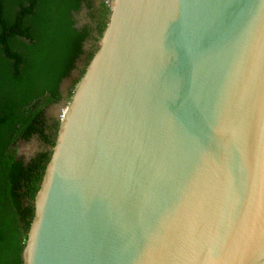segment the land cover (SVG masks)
Listing matches in <instances>:
<instances>
[{
    "label": "water",
    "instance_id": "obj_1",
    "mask_svg": "<svg viewBox=\"0 0 264 264\" xmlns=\"http://www.w3.org/2000/svg\"><path fill=\"white\" fill-rule=\"evenodd\" d=\"M108 7L22 264H264V0Z\"/></svg>",
    "mask_w": 264,
    "mask_h": 264
},
{
    "label": "trees",
    "instance_id": "obj_2",
    "mask_svg": "<svg viewBox=\"0 0 264 264\" xmlns=\"http://www.w3.org/2000/svg\"><path fill=\"white\" fill-rule=\"evenodd\" d=\"M0 0V264H22L21 251L34 213V198L50 159L59 119L45 109L62 97L59 85L82 67L67 101L96 51L106 25L108 0ZM82 4L96 18L97 38L74 24ZM93 44L82 49L85 39ZM36 135L43 144L29 161L17 142Z\"/></svg>",
    "mask_w": 264,
    "mask_h": 264
},
{
    "label": "rangeland",
    "instance_id": "obj_3",
    "mask_svg": "<svg viewBox=\"0 0 264 264\" xmlns=\"http://www.w3.org/2000/svg\"><path fill=\"white\" fill-rule=\"evenodd\" d=\"M88 16V12L84 11V10H80L79 14H78V24L82 23V20L85 18L86 20H88L87 18ZM89 47V45H87L86 43L84 44V49H86V47ZM80 63V61L78 62V64ZM75 76H76V71H74ZM71 75V74H70ZM73 76V77H75ZM70 77V76H69ZM68 77V78H69ZM71 76L70 80H68V78H65L62 80L61 85H60V90L61 92L64 94L67 92V90L69 89L70 86H68V82L71 81V79L73 78ZM60 102V103H59ZM59 102H57L56 104L50 106L49 108L45 109V115L48 116H53L56 118H59L61 110L64 108V106L67 104V98L64 99L62 98ZM18 148H17V156L18 157H22L24 160L28 159L31 157V155H33L35 152H37L38 150L41 149L42 146V142L39 141L38 138L36 137H32L30 140L25 141V140H19L18 143Z\"/></svg>",
    "mask_w": 264,
    "mask_h": 264
},
{
    "label": "flooded vegetation",
    "instance_id": "obj_4",
    "mask_svg": "<svg viewBox=\"0 0 264 264\" xmlns=\"http://www.w3.org/2000/svg\"><path fill=\"white\" fill-rule=\"evenodd\" d=\"M107 1V0H106ZM99 2H100V0H96L94 3H95V5H99ZM80 10H84V11H86V12H88V16H87V18H88V20H86L85 18L82 20V23H80V24H78V20H79V18H78V14H79V12H80ZM89 10H90V8H88L85 4H82V6H81V8L78 10V11H76L75 12V14H74V17H75V22H74V24H75V26L77 27V28H80L82 25H85L86 23H88V25L89 26H91L92 28H93V31L91 32V35H93L94 37L96 36V38H97V32H96V18H94V19H91V17L89 16ZM87 44V45H89V47L91 46V44H93V40L90 38V37H88L87 39H85L84 40V42H83V47H84V44ZM97 45V44H96ZM82 47V49H84ZM88 46L86 47V49H84V50H89L90 48H89ZM80 64H82V61H80V63H79V65H77V69H74L72 72H71V75H69L68 77H66V78H68V80H70V78H71V76L73 77V76H75V74H73L74 73V71H76V76L75 77H73L72 79H71V81H69L68 82V86H71L72 85V83H73V80L78 76V74H79V69L78 68H81L82 67V65H80ZM65 79V78H64ZM61 85V84H60ZM60 85H59V90H60ZM69 89H70V87H69ZM69 89L67 90V92L66 93H62L61 92V90H60V92H61V95H62V97H61V99L62 98H64V99H66L67 97H68V92H69ZM60 99V100H61ZM59 100V101H60ZM58 101V102H59ZM60 103V102H59ZM45 117H47V118H50V117H53V116H48V115H46ZM54 118H56V117H54ZM32 137H36V138H38L36 135H33V136H31L29 139H25V141H28V140H30ZM21 140H23V139H21ZM39 141H41V140H39ZM18 143V142H17ZM43 144H42V146H41V149L40 150H38L37 152H39V151H41V150H43ZM37 152H35L33 155H31V157H33ZM18 154V153H17ZM31 157L30 158H28L27 160L25 159V161L27 162V161H29L30 159H31Z\"/></svg>",
    "mask_w": 264,
    "mask_h": 264
}]
</instances>
